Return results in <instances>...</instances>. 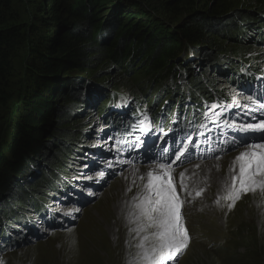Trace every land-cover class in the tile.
<instances>
[{
	"label": "trees",
	"instance_id": "trees-1",
	"mask_svg": "<svg viewBox=\"0 0 264 264\" xmlns=\"http://www.w3.org/2000/svg\"><path fill=\"white\" fill-rule=\"evenodd\" d=\"M151 2L29 0V8L24 0H0V226L17 214L13 210H27L28 200L48 191L54 171L66 170L77 147L85 145L79 116L92 106L95 93L99 98L106 89H120L121 82L140 97L154 87L152 81L183 68L185 84L206 72L218 79L216 71L229 56L255 53L236 44L256 45L260 20L250 12L202 8L200 0ZM239 29L245 35L240 37ZM210 34L225 35L230 43ZM22 51L28 54L23 59ZM190 51L203 69L181 65L179 57ZM96 58L125 67L127 75L94 83L89 76ZM254 60L262 61L257 55ZM94 115L98 118L96 110Z\"/></svg>",
	"mask_w": 264,
	"mask_h": 264
},
{
	"label": "rangeland",
	"instance_id": "rangeland-1",
	"mask_svg": "<svg viewBox=\"0 0 264 264\" xmlns=\"http://www.w3.org/2000/svg\"><path fill=\"white\" fill-rule=\"evenodd\" d=\"M165 1L152 0L151 4L163 5ZM24 3L31 8L29 0H24ZM213 5L216 7L223 6V9L227 10L226 12L234 11L235 9L246 13L250 12L254 17H258L261 22H264V0H200V6L202 8H209ZM235 14L232 13L231 15ZM160 16L163 17V14ZM143 23L148 24L146 20ZM237 24L242 29L240 23ZM238 33L240 37L242 34L245 35L244 31L240 29ZM211 36L220 42L230 43L225 35L210 34L209 37ZM231 40H233V37H231ZM233 41H236V39ZM240 43L248 45L255 52L253 55L248 53L243 56V61L246 64L248 61H255V55L260 56L262 59L261 62H264V48L258 46V44L251 45L249 40L242 42L238 40L236 44L239 45ZM24 54L25 57L28 56L26 52L22 51L20 54L22 59L24 58ZM194 55L186 54L180 56L179 62L182 66H190L192 70L203 69L204 64L202 60L195 58L196 56L194 57ZM21 62V60L16 61L15 69L17 72L23 69L21 67L22 64L20 65ZM137 63L140 64L139 62ZM94 64L93 76H89V80L94 83H103L105 81H107L106 83H111L112 80L119 79L117 77L118 75H127L125 67L121 68L109 61L103 62L96 58ZM208 77L212 80L211 84H214L217 89H222L230 97L234 96V92L229 89L230 85L225 79H216L212 73L208 74ZM127 78H130V76ZM182 80H184V76L178 71H174L171 73L170 78L160 80L157 84L156 92L171 97L181 88ZM121 81L128 82L127 79H122ZM120 85L121 90L125 92L129 91V89L126 90L123 83L120 82ZM185 93L187 94V92ZM245 99L246 101L249 100L247 95L242 93L237 95L235 101L238 104H243V107H246L247 102ZM92 102H95L93 97ZM230 104L232 105L233 102ZM95 105L92 104L90 108L81 111V115L79 116L81 126L78 127V130L82 129V134L85 133L82 140V142L87 141L84 143L85 145H95L96 149L109 152L114 150V146L112 145L113 140L107 133L104 136V130L99 134L97 133L102 126L98 118L94 115V110L96 109L93 108ZM175 105L179 107L178 103ZM10 116L12 120H15L16 115L13 111L10 112ZM246 116L255 118L254 122L256 123L264 119L262 112L256 113L253 109ZM246 124L249 123H244L243 125ZM249 144L253 143L236 145L233 150L225 151L221 156L214 158L222 161L224 158L231 160L232 157H237V153ZM62 148H65V146H62ZM111 153L113 154V152ZM68 154L72 155L70 151ZM122 158L123 160H117L116 158L114 160L112 158L107 159L111 163V166L116 169L115 173L113 176H109L103 182H100V187L97 190L91 191L92 201L83 207L75 205L69 207L55 205V209L61 210L67 214L66 216H69L71 211H75L76 218L74 223L61 228L45 229L39 238L19 242L17 244L18 247L12 250V254L7 253L1 257L0 264H140L138 256L141 253V248L139 245L145 236L149 237L147 247L155 244L156 241L151 237L152 233L157 231V228L155 226H148V218L142 214V210L138 205L141 204L145 196L153 200L155 196L150 190L149 192L144 190L140 183L132 182L135 180L139 182L140 180L137 176H132L129 173L131 162L129 158ZM124 159H127L128 162ZM212 159L204 160V162L211 161ZM156 164L158 163H138V165L144 166ZM191 165L192 163H185L172 170L178 171L180 169H186L191 167ZM78 166L79 162H77L76 167ZM236 166L237 163L232 166L233 168H230L231 172L237 171L238 173L234 177L240 175V167L237 168ZM100 171L91 169L88 175L95 179L98 177L97 173ZM195 173L202 174L201 172ZM179 174L182 173L179 172ZM175 176L176 174H174V181ZM214 180L220 183L221 189L225 187L224 192L227 187L228 189L233 188L234 181L227 174L220 180ZM193 185L191 186V196H193L192 192L196 189H205V194H207H204L202 199H193L190 201L187 207L188 211L190 213L194 211L204 212V214L190 216V222L188 220L187 222H181L186 231L189 228L194 234L196 233L198 235L207 232L211 236L204 242L191 241L184 253L179 255L175 262L169 264H264V190H261L262 192L259 190L254 195L252 194L253 192H249L246 195L242 194L239 199L240 201L238 200L232 207L222 209L221 204L216 199L220 194L218 190L215 192L211 191L208 185L204 183L198 185L193 183ZM235 187H237V182H235ZM59 191V188L55 189V193H59ZM132 203L138 204L136 205L138 212L133 210ZM119 206H121V210H128V212L120 215L117 219L113 218ZM152 206L154 205H146L145 207ZM105 208L107 209V213ZM152 215L158 216V213H152ZM118 220L129 224L127 227L125 226V230H123L124 226L118 224ZM225 235L229 236V249L227 251H219L213 248L212 246L215 243L216 245L223 244L222 238Z\"/></svg>",
	"mask_w": 264,
	"mask_h": 264
},
{
	"label": "snow or ice",
	"instance_id": "snow-or-ice-1",
	"mask_svg": "<svg viewBox=\"0 0 264 264\" xmlns=\"http://www.w3.org/2000/svg\"><path fill=\"white\" fill-rule=\"evenodd\" d=\"M249 99L251 100L252 97H249ZM260 109H264V103L260 104ZM233 127L236 128L237 132L245 134L239 137L241 144L246 142L248 134L255 133H259V136L253 138L264 141V119L260 120L259 123L233 125ZM236 143L237 140L234 139L232 144L235 145ZM249 149V151L243 152L237 157L241 161L240 186L236 188L234 183L232 193L227 197L233 201L238 199L241 193L247 194L248 192L264 190V143L251 144ZM177 159H179V156ZM159 167L163 169L165 165L161 164ZM97 175L103 178L106 173L100 171ZM148 176L149 181L146 188L154 193L155 199L145 196L138 207L141 208L142 214L147 216L148 226L157 228V231L152 233L151 237L156 243L147 247L149 237H143L139 245L141 253L138 260L140 264H166V261L172 260L177 253L187 246L189 239L188 233L181 222L182 202L171 179L161 180L159 176H153L151 172L148 173ZM87 178L93 179V177ZM235 179L234 177L233 180L235 181ZM89 194L91 195V193ZM197 194L199 195V193ZM146 205L154 206L145 207ZM232 206L229 205V207ZM152 213H158V216H153Z\"/></svg>",
	"mask_w": 264,
	"mask_h": 264
},
{
	"label": "bare ground",
	"instance_id": "bare-ground-1",
	"mask_svg": "<svg viewBox=\"0 0 264 264\" xmlns=\"http://www.w3.org/2000/svg\"><path fill=\"white\" fill-rule=\"evenodd\" d=\"M97 140V139H96ZM258 143H264V141H261V140H259V142ZM253 144H255V143H253ZM249 145H251V144H249ZM249 145H247V146H245V147H243L238 153H237V157L241 154V153H243V152H246V151H249L250 149H249ZM237 157H232L231 158V160H229V158H224L223 159V161L222 160H217V159H212L211 161H208V162H197V163H194V164H192L191 165V167H189V168H186V169H180V170H169L168 168H163V169H161L159 166L161 165V164H163L162 162H160V163H158V164H156V165H151V166H144V165H138V163H131L130 162V166H129V169H130V171H129V173L132 175V176H137L138 178H139V182L137 181V180H135V181H132V182H137V183H140L141 184V186H142V188L144 189V190H147L148 192H149V190L146 188V185L148 184V181H149V176H148V173L149 172H151L152 174H153V176H159L160 178H161V180L162 179H171L172 180V183H173V186L175 187V189L177 190V188H176V186H177V184H176V179H177V173L179 174V172L180 173H182V174H184L185 176H189V179H190V182H189V186H192L193 185V183H195V184H200V183H204V184H207L208 185V187H209V190H211V191H216V190H218V192H220V193H222L223 191H224V189H225V187H224V189H221V187H220V183L218 182V181H216V180H214V179H218V180H220V179H222V178H224L225 176H226V174H227V176L230 178H232V180H233V178H234V175L237 173V171L236 172H231L230 171V168L235 164V163H237V168H239L240 167V164H241V161L240 160H238L237 159ZM117 160H123V158H119V159H117ZM125 161H127L128 162V160L127 159H124ZM230 162H231V164H230ZM230 164V165H229ZM164 165V164H163ZM228 165H229V169H228ZM233 168V167H232ZM234 169H236L235 167H234ZM240 169V168H239ZM238 169V170H239ZM237 170V169H236ZM167 171H169V173H171L172 175H174V174H176V176H175V181L172 179V177H169V174H167ZM201 172L202 174H198V173H195V172ZM240 172V171H239ZM238 174V173H237ZM191 177H192V179H193V181H192V179H191ZM226 181V180H225ZM234 181V180H233ZM131 182V183H132ZM236 182V180L234 181V183ZM126 183H129V182H126ZM194 186V185H193ZM206 186V185H205ZM219 187V188H218ZM195 189V188H194ZM226 190H228V187H227V189ZM225 190V191H226ZM259 191V190H258ZM261 191V190H260ZM147 192V193H148ZM213 192V193H214ZM255 192H257V191H255ZM255 192H253L252 194L254 195L255 194ZM262 192V191H261ZM193 193V192H192ZM251 194V193H250ZM251 194V195H252ZM146 195H148V194H146ZM259 197V196H258ZM240 201V200H239ZM127 203V202H126ZM136 205H138L137 203H132V206H133V210L135 211V212H138V207H136ZM236 205V204H235ZM121 208V206H119L117 209H118V211H115L116 212V214H115V216H113V218H118L120 215H124V213H126V212H128V210H126V211H123V210H121L120 209ZM140 208V207H139ZM251 208V207H250ZM109 210H110V208H109ZM105 211H106V213H107V209L105 208ZM140 211V210H139ZM251 211V210H250ZM239 220V219H238ZM119 221V225H121V226H124V229L123 230H125L126 229V227L129 225L128 223L126 224V223H124V222H122L121 220H118ZM129 221V220H128ZM232 223H233V221H232ZM126 224V225H125ZM231 224V223H230ZM229 224V225H230ZM126 226V227H125ZM123 232V231H122ZM132 233V232H131ZM131 240V239H130Z\"/></svg>",
	"mask_w": 264,
	"mask_h": 264
}]
</instances>
